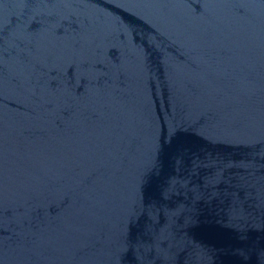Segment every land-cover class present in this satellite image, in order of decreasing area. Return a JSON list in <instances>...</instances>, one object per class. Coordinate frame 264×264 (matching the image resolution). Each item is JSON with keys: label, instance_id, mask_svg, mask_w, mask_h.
<instances>
[{"label": "water", "instance_id": "obj_1", "mask_svg": "<svg viewBox=\"0 0 264 264\" xmlns=\"http://www.w3.org/2000/svg\"><path fill=\"white\" fill-rule=\"evenodd\" d=\"M0 264H264V0H0Z\"/></svg>", "mask_w": 264, "mask_h": 264}]
</instances>
